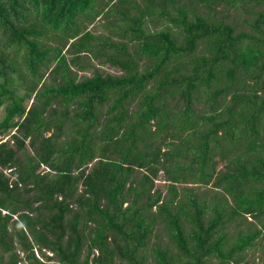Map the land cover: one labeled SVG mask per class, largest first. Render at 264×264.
Returning a JSON list of instances; mask_svg holds the SVG:
<instances>
[{
    "label": "trees",
    "instance_id": "1",
    "mask_svg": "<svg viewBox=\"0 0 264 264\" xmlns=\"http://www.w3.org/2000/svg\"><path fill=\"white\" fill-rule=\"evenodd\" d=\"M244 5L248 30L216 17ZM102 13L109 35L84 31ZM88 57L122 74L77 81ZM3 104L0 264L14 244L28 264L35 247L56 264H237L264 239V0H0ZM157 227L174 252L148 246Z\"/></svg>",
    "mask_w": 264,
    "mask_h": 264
},
{
    "label": "rangeland",
    "instance_id": "2",
    "mask_svg": "<svg viewBox=\"0 0 264 264\" xmlns=\"http://www.w3.org/2000/svg\"><path fill=\"white\" fill-rule=\"evenodd\" d=\"M245 7H249V6L244 5L241 8H234V9L225 8L216 17L226 16V21H230L235 26L236 31L237 30H248V28L244 25V23H241L242 19L249 20V15H247L244 11ZM219 8H221V6L218 7L217 10H219ZM106 10H107V8H104L102 10V12L104 13ZM130 10H131L130 14H133L132 8ZM103 13L101 15L97 16L89 24L84 22L83 23L84 31H88L94 37L95 36H98V37L108 36L112 30L108 29L109 24L107 21L112 22L114 17H113V15L102 16ZM114 25H116V24H114ZM129 48H130V50H132L131 45L129 46ZM86 59H87V57H86ZM86 59L85 58L81 59V61H79V63H81V65L84 64V62H86ZM88 59H89L88 61H89L91 68L82 69V71H76L74 68H71V70L75 73V79L77 81L80 80L82 77L89 76L91 74V72L93 71V67L96 69V71L98 73H101L102 75L108 74V75H112V76H119L120 74H122V72L118 68H114L109 64H98L97 65V61L91 60L90 57H88ZM43 83L44 84L49 83V77L47 74L44 75L40 84H43ZM22 93H23L22 89L17 90L18 95H21ZM30 102H31V99L26 100L24 102V105L27 107V106H29ZM198 105L199 104H197V106ZM3 117H4V104L0 105V121L2 120ZM15 120H17V118H13V121H15ZM13 133H14V129H9L6 132H2V130L0 128V143L5 142V143H7V145L9 147L14 148V145L12 144L11 137H10ZM49 134H50V132L43 133V137H47ZM63 139L64 140L68 139V135L60 138V140L62 142H63ZM24 144H25V148L22 151L17 152V156H19L20 158H23V156H25V155H31L32 154V150L30 148H27V140L24 141ZM230 166H231L230 163H227V162L218 163L216 165V170L226 171L230 168ZM9 171L10 170H7V169L2 170L3 174L6 177H9V180L11 181V180H13V177L9 176V174H10ZM163 179L164 178H163L162 174H159L157 177V180L154 181V183H155L154 187L159 189L162 193V196L165 197L167 192H166V187H165L166 185L164 184L165 181H163ZM183 189L195 191V192H197V194H199L201 196H205L206 199H208L209 195L212 192L219 191V190L212 189L210 184L202 185V186L181 184V185L176 186V190L180 193L181 198H182L181 193H182ZM124 206L125 205H123V207ZM1 213H4V211ZM12 219H15V218L13 217ZM245 219H246V222L253 223V225H255V227H258V225L253 220H251L249 217H245ZM246 222H243V225L246 226ZM243 225L241 224V225H237V226L235 225L234 226V224H233L232 226H230V225L228 226V228L226 229V231L228 233L227 244L231 243L230 236L234 233V231L242 229V227H244ZM8 228L10 230V226ZM262 234L264 235L263 232H262ZM153 243H156L157 245H159L160 248H166V249H168V251L174 252L171 245L168 243L167 237L165 236L163 230L160 227H157L156 230L153 231L152 236L150 237V241L148 243V246H151ZM253 243H254L253 246H251L250 248H245L241 253L238 254L239 260H238L237 264H264V239L261 238V236H259L258 238H256L253 241ZM14 250L18 254V258H19V262H17V264H28L27 262L22 260V253L20 252V250L16 244H14ZM145 251H146V253H145L146 255L149 254V250L145 249ZM42 252L44 255H40V253L36 250V247L33 248V255L40 262H42L44 264H56V262L50 258L51 253H49L45 250H42ZM83 253H85L84 249H83ZM95 254H96V252H92V254L89 256V259L92 257V255H95ZM170 254H172V253H170ZM45 257H47L48 259H46ZM217 262L218 261L216 259L212 258L208 261L207 264H216ZM146 264H153V262L149 259ZM227 264H234V262L231 261V262H228Z\"/></svg>",
    "mask_w": 264,
    "mask_h": 264
}]
</instances>
